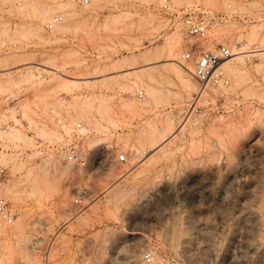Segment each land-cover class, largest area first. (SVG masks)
Segmentation results:
<instances>
[{"label": "rangeland", "instance_id": "374dc122", "mask_svg": "<svg viewBox=\"0 0 264 264\" xmlns=\"http://www.w3.org/2000/svg\"><path fill=\"white\" fill-rule=\"evenodd\" d=\"M162 2L0 0V68L28 60L68 62L59 74L0 72V117L6 113L13 122L5 134L16 133L17 143L0 140L19 164L17 170L5 164L8 174L0 182V189L12 185L13 192L1 196L15 215L0 228V264H147L144 255L152 251L157 259L181 264H264V57L234 60L233 70L226 68L230 85L206 89L202 97L196 78L197 90L183 88L164 50L181 35L183 52L226 44L236 52L254 25L264 31V0H170L175 14L239 16L215 21L204 40L190 38L180 16L162 13ZM33 6L63 8L50 15L64 16L62 28L47 31L35 21ZM121 13L127 14L121 21L108 20ZM38 24L43 38L36 34ZM143 52L153 57L152 63L139 58L138 66L145 67L153 97L145 84L126 92L112 81L138 71L116 70L114 63ZM66 71L102 80L70 93L55 84ZM140 90L152 105H145ZM132 97L139 108L126 106ZM51 106L62 112L57 127L45 125L54 122ZM168 116L175 120L171 127ZM77 121L87 129L79 143L84 162L38 157L37 138L63 145ZM185 122L177 136L143 158L144 149ZM3 125L0 120V131ZM121 154L127 163L118 161Z\"/></svg>", "mask_w": 264, "mask_h": 264}, {"label": "bare ground", "instance_id": "6f19581e", "mask_svg": "<svg viewBox=\"0 0 264 264\" xmlns=\"http://www.w3.org/2000/svg\"><path fill=\"white\" fill-rule=\"evenodd\" d=\"M93 1L96 2L97 0H93ZM150 1H156V2L161 3L162 0H148V2H150ZM94 2H92V3L95 4ZM70 3L71 2H68L65 5L69 6ZM24 4H25L24 6H27L28 3L26 2ZM85 6H91V5L89 4V5H85ZM33 7H36V6H33ZM36 8L35 9L33 8V10H34L33 13H34V16H35L34 17L35 21H37L39 24L40 23L47 24L50 21V19L53 18V17H50L51 14H53L55 12H58L60 10H63V8H61V7H53V6H42L40 8H37V9ZM124 16H127V14H125V13L115 14V15L109 16L108 20L113 22V23H115V22L121 21ZM63 24H64V21H63V23L57 25L56 28L54 29V31L55 30L56 31H55V33L53 31V33L56 34V32L59 31L58 29L62 28ZM32 29H29L28 31H32ZM36 29H38V28H36ZM42 30H43V28L39 25L38 31L36 30L37 31L36 34H38L37 36H39V38H43V36H44ZM32 32H35V31L33 30ZM242 37L243 36H241L240 39ZM245 39L246 40L242 41L241 47L237 46V48H239L238 51L235 52L233 50L234 51V56L229 61H227L224 64L225 70H226V68L229 69V70H233L234 67L232 66V62L234 60H236V59L243 58L244 56L253 55V56H256L258 58L264 57V31H263L262 27H257L256 25H254L251 28V30L247 33V35H245ZM182 41H183V38L181 37V35H178L176 38H173V39L171 38L167 42L166 46L164 47V50L167 52V58H168L167 59V63L172 64V69L178 75V77L181 79L183 88L187 92L191 93L192 91L197 90L198 87H197V84L195 83L194 77L192 75V70L194 69L193 64H191L190 62H187L189 64V66H186L185 64H183L185 62H183L182 57H183V54L185 53V50L183 52L182 49H181ZM256 41L260 42L258 46H254V44H253V42H256ZM139 58L143 62H147V63H152V61H153V57H152V54L150 52H143V53H140V54H135L132 57L121 59V60H119V61H117L116 63L113 64V69H116V70H120L124 66H131L132 68H136L135 70H138L135 73H124L122 75V77H120V75H117L112 80L115 84L118 85V87L121 90L126 91V92H134L139 86H142V85L145 84L144 78H145L146 72H143V70H144L143 68H145V67H138L139 64L142 62ZM180 59H182V61ZM65 65H68V62H64L63 66H65ZM63 66H61V65H59V64H57L56 62H53V61L38 62V61H35V60H28V61L16 64V65L11 66V67L0 68V72H3V74H9V73L13 72L14 69L18 70V71L22 70V75H25L26 77H29L30 75H34L35 76L36 75L35 74L36 71L40 73L43 70H46V71H49V72H53V74H59V69L61 67H63ZM27 75H29V76H27ZM149 75L151 76L152 74L149 72ZM55 79H56L55 84L57 83V86L59 88L65 90L67 92H70V93H72L73 91H75L78 88H81L83 85L90 86V87L95 86L97 84L96 82H99V81L102 80V79H95L94 80V79H90V78L86 79L84 77H81L79 74L70 73V72H67V71L64 72V73L62 72L60 75H56ZM53 81H54V78H53ZM145 88H146V90H148V93H149L150 96H152V97L155 96V90L153 88H151L148 85H146ZM214 88H212V89H214ZM203 92L204 91H201V93H200V96H202V97L205 95V94H203ZM79 98H77V100ZM142 100L145 101V105H152V99L151 98L148 99L147 95ZM101 102L102 103L105 102V99L103 97L101 99ZM137 102H138V99L135 98V97L134 98L132 97L130 99V101L126 102V106L129 107V109H137V108H139V106L137 105ZM73 103H74V107H76L75 101ZM198 103H199V101L194 104V108H195V105L196 106L198 105ZM81 109L83 110V107H81ZM71 117H72V119L75 120V118H77V115L76 114H71ZM174 121L175 120H174L173 116H168L165 119V123L168 125V127L173 126ZM186 126H187V123L185 122V123H183V125L181 127L177 128L176 130L171 128L170 132L164 137V139L162 141H156V142L154 141L152 143L151 148L144 149V151H143L144 157L143 158H148V159L151 158L153 156V154H155L154 152L156 150H158V148H160L164 142H166L167 140H169L173 136H177L179 134V132L181 130H183V128H185ZM82 130L85 132L87 129L83 127ZM12 132L14 133V131H12ZM195 132H196V129L192 130L191 134H194ZM9 134H11V133H9ZM9 134H5L4 130L0 131V137H2L4 139L7 138V140H9L10 143L11 142L13 143V141L17 140L13 136L16 133H14L13 135L11 134V136ZM12 136H13V138H12ZM21 136H22V134H21ZM16 137H17V135H16ZM20 139L21 138H19V140ZM22 139H24L23 136H22ZM126 142H127V140H126ZM14 143H17V142H14ZM4 147H5V145H4ZM3 164L4 165L5 164L6 165H12L14 170H17L19 168V164L17 163V156H15L13 154H7L6 152H4L0 156V165H3ZM115 172H113V173L115 174ZM118 174H119V172H118ZM122 174H123V172H122ZM122 174L120 176L118 175L120 179H121L122 176L124 177V174L123 175ZM116 175H115V177H116ZM117 183H114V184H111V185L109 184L110 186L106 187L105 192L106 193H111L113 191V189L115 190V187H117L116 186ZM118 186H119V183H118ZM1 189H0L1 190L0 191V196L1 195L7 196V195H9L8 193L11 194L13 192L12 185L9 184V183L3 184V188H1ZM121 190H122V188L119 190V192ZM116 191L114 193H116L118 195V192H116ZM116 194H114V195H116ZM16 224H17V227H18L17 229H22L21 225H20V222L19 223L17 222ZM4 229H3V232H4Z\"/></svg>", "mask_w": 264, "mask_h": 264}, {"label": "built area", "instance_id": "2783aa9c", "mask_svg": "<svg viewBox=\"0 0 264 264\" xmlns=\"http://www.w3.org/2000/svg\"><path fill=\"white\" fill-rule=\"evenodd\" d=\"M92 0H81L83 5H88ZM160 10L162 13L168 15H178L180 16L184 30L190 38L197 39H208L210 36V30L214 22H222L231 19L230 16L238 18L239 16L235 13H224L219 15L217 18L210 19L207 17L197 16L190 12H184L181 15L173 13L170 0H163ZM64 17L59 14L55 15L47 24L46 30L52 32L57 25L63 23ZM1 44V43H0ZM234 56L233 48L230 45H220L213 50H199L196 46H193L190 50H187L183 54V62H190L193 64L194 69L192 70V75L201 84V90H209L220 84L230 85L231 79L227 74L224 64L229 61ZM139 97L144 99L146 97L143 90L139 91ZM12 104L18 103L17 100L11 102ZM264 105V104H263ZM62 112L59 109L50 107L48 115L53 118V123H45L46 126L52 127L58 124L61 125V118L63 117ZM6 113L2 114L0 120L3 122V130L7 132L13 125V122L6 120ZM60 127V126H59ZM83 124L77 121L73 125V130L70 133V139L67 143L60 146H50L49 142L44 139H36V151L39 158H47L51 155L59 161H64L68 164H81L83 161V156L79 150V143L82 138ZM52 147V148H51ZM5 152V147L3 141L0 140V156ZM118 161L120 163H127L128 157L126 154H121L118 156ZM8 168L5 165H0V182L7 176ZM83 199L81 197L77 198L76 203L82 204ZM15 215L12 211L9 201L0 196V228L6 224L11 225L14 222ZM144 259L147 264H181L176 259H157L153 252H147L144 255Z\"/></svg>", "mask_w": 264, "mask_h": 264}]
</instances>
